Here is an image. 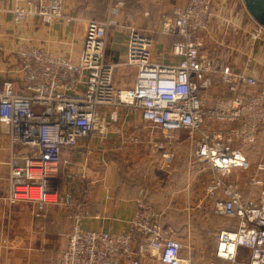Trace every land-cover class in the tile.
I'll list each match as a JSON object with an SVG mask.
<instances>
[{
  "label": "built area",
  "instance_id": "2783aa9c",
  "mask_svg": "<svg viewBox=\"0 0 264 264\" xmlns=\"http://www.w3.org/2000/svg\"><path fill=\"white\" fill-rule=\"evenodd\" d=\"M8 1L14 24L27 19L45 24L77 21L68 11V2L75 0ZM123 2L117 0L106 19L85 20L75 57L53 54L43 44L25 40L15 46L17 67L10 78H0V131L8 151L0 160L7 171L4 200L33 203L39 217L46 206L54 205L71 221L66 245L51 264H140L146 255L162 264H192L181 253L182 242L163 233L152 205L143 200L125 233L81 226L89 217L94 183L87 169L92 150L86 144L80 161L67 166L64 153L79 140L106 132L115 118L106 111L126 107L159 130L162 139L153 147L166 163L171 159L167 143L175 131H184L193 142L192 160L214 173L205 192L213 199L214 213L234 222L217 232L215 256L264 264V195L259 200L246 197L226 178L232 170L247 167L243 148L264 125V68L263 76H253L228 63V48L218 57L203 52L202 33L214 0H187L162 22L160 32L174 37L173 61L156 60L153 38L130 29L120 62H110L105 57L106 34ZM117 65L127 70L120 83L130 76L125 86L115 84ZM215 87L224 95L212 96ZM256 169L264 171V162ZM138 235L143 239L134 249Z\"/></svg>",
  "mask_w": 264,
  "mask_h": 264
},
{
  "label": "crops",
  "instance_id": "0c3cea01",
  "mask_svg": "<svg viewBox=\"0 0 264 264\" xmlns=\"http://www.w3.org/2000/svg\"><path fill=\"white\" fill-rule=\"evenodd\" d=\"M186 1L187 0H161L163 6H165L169 12L165 17L167 18L170 16L174 8H183ZM213 5L218 8L221 6V3L214 0ZM10 6V1L0 0V31L3 33L8 32L9 21L12 22L11 13L8 11ZM214 21L215 20L211 19L207 30L202 33L204 39L203 52L218 57L220 51L224 47L228 48V63L230 65L234 68L245 70L250 75L263 76L264 44H262V41H264V38L254 39V41L248 45L246 38L243 39L240 36L236 37L237 35H229L227 38L229 43L227 40L223 39L226 41L223 44V48L214 47L212 44L216 37L212 29L215 25ZM217 25L222 26V23L219 22ZM172 38L174 39V37ZM253 42H255V45L250 46ZM79 48L77 49L76 54L78 53ZM220 48L222 49L219 51L218 49ZM158 50L159 47L156 46L154 49V54H157L155 56L156 60H174L171 53L163 55ZM122 51L125 52V46ZM76 54L71 55L75 57ZM215 88L222 93L214 92L211 94L212 96L224 95V92L220 88ZM110 114L115 116V118L110 121L111 124L106 132L102 134L97 133L95 136L93 135L89 138L79 140L78 145L73 150L64 153V159L68 161L65 162L67 166V164L72 165L75 162L80 161L84 156L86 144H88L92 150L87 169L88 175L94 180V183L89 201V217L82 221V228L104 230L113 234L125 233L128 231L129 220L133 217L138 208V203L141 200H143V202H151V204L152 201L155 203L157 202L158 219L160 222L162 214L164 216L167 214L168 198L171 200L174 196L179 197L182 195L183 200L181 205L176 204L175 207V212L181 216L180 221L178 220L180 233L177 234V239L183 244L181 253L183 256L190 258L192 264H195L194 257L199 254V249L203 253H210L206 255L211 256V250L215 253V237L220 228L216 227L218 225L217 221L213 226L207 225L204 228H200L198 222L195 221L200 205H202L203 209H206L205 212L213 210V199L211 200V203L205 201V198L200 201L199 195L194 191L195 184L193 183V180L196 176L193 174V168L197 163H195L190 157V153L193 150V142L188 137H185L186 134L184 131H175L173 139H171L166 146V150L169 151L171 155L169 163H166L161 156L160 151L153 149L155 151L154 157L149 161H146L145 159L147 162L145 163V168H141V170L136 168L135 159L132 156H130V158L133 160V167L132 165H129L130 168H127V166L124 165L125 168H121L120 163L117 162H120L124 156V150H131L132 148L130 147H135L139 144L143 147H146L147 144L151 145V143L154 142V136L149 133L150 131L148 128L150 127L142 124L143 120L139 114H132L128 110L121 109H117L115 113H112L111 110L106 111V116H109ZM116 120L118 122L122 121L124 124L122 122L121 124H116ZM156 133L162 138L158 131ZM157 134L155 136H157ZM113 158H117V161H114ZM130 170L134 171L135 175H133ZM156 170L164 171L165 176L157 178L156 176L151 175V173ZM186 172H190V176L187 177L188 181L183 184L181 176ZM177 185L179 187H177ZM177 188H181V192ZM5 194V192L4 194L3 192L0 193V264H38L40 261L38 256V244H42L44 239L37 237V231L40 229L49 230V228L55 229L58 226L60 227L59 223L61 221L58 217H55L59 216L57 215L59 214L57 213V210L55 211V208L57 207L54 205L46 206L42 212V217L37 216V209L35 207L33 216L36 219L44 218L42 221H36L37 224L35 222L34 227L32 224L33 217L31 220L30 216L29 222L23 218H20L17 221L10 220V222H8L6 220L5 209L6 205L11 204L6 203L4 200ZM149 195L151 197L155 196L154 199L150 201ZM204 201L206 203H204ZM21 203L28 204V202H19L16 204ZM62 214L65 219L62 222L64 227L62 232H64L57 233L49 230L50 235L57 242L56 246H62L59 255L55 260H51V263L59 259L61 255L60 252H62L66 245L67 236L72 225L68 217L63 212H61V215ZM44 221L45 223L43 226ZM231 223L233 224L234 222L229 220L228 225ZM49 224L50 226L48 227ZM214 229L216 230L214 231ZM6 231H9L11 236H14L12 241L8 239ZM61 235H64L65 239H60L59 236ZM56 236L58 237L56 238ZM142 239V235L136 237L133 242L134 249L142 242ZM4 240L5 242H10V245H6ZM46 241L48 242V239ZM44 260L47 262L48 258H45ZM207 260L209 261L208 263L212 262L214 264L216 259L214 256L213 260L211 257H208ZM235 263L237 262H234V264ZM140 264L162 263L158 259L146 255L141 256Z\"/></svg>",
  "mask_w": 264,
  "mask_h": 264
},
{
  "label": "rangeland",
  "instance_id": "374dc122",
  "mask_svg": "<svg viewBox=\"0 0 264 264\" xmlns=\"http://www.w3.org/2000/svg\"><path fill=\"white\" fill-rule=\"evenodd\" d=\"M221 3V6L218 8L212 5V14L211 19L215 20V25L212 27L214 35V47H222L223 44L227 40L228 36L242 37L246 38L247 44L249 45L254 39L264 38V29H259L258 23L252 18V16L246 10L242 0H216ZM117 3V0H75L70 1L68 3L69 12L77 17V21L75 22H63L56 21L50 24L41 23L38 20L27 19L21 24H14L11 21L9 24L8 32L3 33L0 31V78H10L13 74L11 71L17 67L16 58H13V50L15 46L19 45L23 40L29 41L32 44H43L46 46L53 54H61V53H70L72 55L76 54L77 49L80 46V41L84 32L85 20L86 19H98L103 20L106 19L108 15V11L110 7ZM214 4V2H213ZM214 7V8H213ZM169 12L166 7L163 6L161 0H124L123 4L117 7V10L111 16V22L107 30L106 34V48H105V57L106 60L118 63L121 60L124 52L122 51L125 46V41L127 38V34L130 29H134L135 31L150 36L153 38V48L152 53L154 58L157 54H154V49L156 46L159 47V52L161 54L168 55L170 53V45L172 41V37L169 35H165L160 32L162 22L165 20V16H167ZM214 14V15H213ZM210 19V20H211ZM210 22V21H209ZM222 23L221 25H217V23ZM227 25V26H226ZM209 26V24H208ZM224 39V40H223ZM259 41V40H257ZM260 42V41H259ZM229 43V42H228ZM227 43V44H228ZM264 44V41H262ZM255 42L250 46H254ZM212 46V45H211ZM218 49L219 51L222 49ZM225 48V47H224ZM66 51V52H65ZM123 52V54H122ZM157 52V51H156ZM15 55V54H14ZM220 55V54H219ZM115 72V84L117 86H125L128 84L130 80V76L126 77L122 83H120V75L127 70L122 65H117L114 69ZM218 92L222 93L218 89L214 88L210 91V94ZM121 110H128L132 114L134 113L126 107L119 108ZM122 122V121H121ZM116 120V124H121ZM123 123V122H122ZM124 124V123H123ZM142 124L148 125L147 122H142ZM0 125V130H1ZM150 127V126H149ZM149 133L154 136V142L162 139L156 132L159 130L155 128H148ZM160 133V132H159ZM157 134V136H155ZM186 134V133H185ZM160 137V138H159ZM185 137H188L187 134ZM159 138V139H158ZM131 150H124V156L120 160V167L123 168L124 165L127 168H130L129 165L133 167V160L130 158L132 156L135 159V167L140 169L145 168L146 161L151 160L154 157V147L153 143L147 144L146 147H143L141 144L136 145L135 147H130ZM154 149V150H153ZM133 153H132V152ZM135 154V155H132ZM243 154L247 160V167L243 169H235L232 170L227 176V179L233 180L240 191L244 194V196L259 200L264 195V171H257L256 165L258 162H264V126H262L258 133L256 134L254 140L247 146L243 148ZM8 151L5 145V139L3 138L0 131V160L3 161L7 158ZM114 161H117V158H113ZM140 159V160H139ZM146 159V161H145ZM141 163V164H140ZM198 165V166H197ZM193 168V174L196 176L193 180L194 191L200 197V201L204 200L211 203V197L207 196L205 192V185L213 178L214 173L207 168L206 166L197 163ZM125 168V167H124ZM126 168V170H127ZM128 171V170H127ZM130 172L135 175V172L130 170ZM195 172V173H194ZM6 167L3 164H0V193H6L7 189V180H6ZM146 174V173H145ZM144 174V175H145ZM151 175L156 176L157 178H161L165 176V172L161 170H156L151 173ZM190 176V172L184 173L181 177L183 184L188 181ZM257 179L261 181L259 184H254V180ZM177 187H179L177 185ZM182 187V186H180ZM185 188V187H183ZM181 192V188H177ZM155 192V191H153ZM156 193V192H155ZM185 196V195H184ZM155 196H150V201L154 199ZM158 198V196L156 195ZM156 199V198H155ZM185 199V198H184ZM182 195L179 197H173L171 200L168 198L167 200V214L164 216L162 214L161 221L158 219V209L157 202L152 201V205L155 212V220L159 223L163 233L166 236H171L174 238L178 237V233H180L178 220L180 221V214L175 212L176 204L181 205L182 203ZM204 201V203H206ZM19 203V202H17ZM35 205L33 203L28 202V204H16L6 205V217L7 221L10 220H18L20 218L25 219L29 222V216L32 220V224L34 227V223L38 220L34 215ZM56 207V206H55ZM54 207V208H55ZM23 208V209H22ZM57 210V215L59 220L60 227L58 226L55 229H50L52 232L63 233V214L61 215L60 210ZM206 209L202 208L200 205L199 212L195 218V221L198 222L200 228H204L207 225H214L217 221L220 229L228 225L229 219L217 215L213 210L209 212H205ZM32 212V213H31ZM56 213V212H55ZM56 218V219H58ZM67 220V219H66ZM40 221V222H41ZM212 221V222H210ZM36 222V224H37ZM45 221L43 222L44 226ZM6 225V224H5ZM50 224L48 225V227ZM219 229V230H220ZM49 230H38L39 238L44 239L42 244H38L39 250V262L38 264H51V260H55L59 255V251L62 246H56L57 242L50 235ZM61 230V231H60ZM216 229H214L215 231ZM218 230V231H219ZM8 239L10 241L13 240L14 236H11L9 231H6ZM49 237V238H47ZM58 236H56L57 238ZM60 239H65L64 235L59 236ZM48 239V242L46 241ZM45 242V243H44ZM185 250V248H184ZM183 250V251H184ZM61 253V252H60ZM194 258L195 264H208V258H206V253H203L200 249ZM48 258L46 262L44 259ZM233 263V262H232ZM230 261H223L220 258L216 257L214 264H232ZM238 263V262H237ZM235 263V264H237Z\"/></svg>",
  "mask_w": 264,
  "mask_h": 264
},
{
  "label": "water",
  "instance_id": "95a60500",
  "mask_svg": "<svg viewBox=\"0 0 264 264\" xmlns=\"http://www.w3.org/2000/svg\"><path fill=\"white\" fill-rule=\"evenodd\" d=\"M252 18L264 27V0H242Z\"/></svg>",
  "mask_w": 264,
  "mask_h": 264
},
{
  "label": "trees",
  "instance_id": "16d2710c",
  "mask_svg": "<svg viewBox=\"0 0 264 264\" xmlns=\"http://www.w3.org/2000/svg\"><path fill=\"white\" fill-rule=\"evenodd\" d=\"M261 128V127H260ZM259 128V129H260ZM259 131V130H258ZM261 162H263V161H261ZM257 171H259V170H257ZM230 221H232V220H230ZM233 222V221H232ZM232 226V223L231 224H229V225H226L225 227H231ZM215 240H216V237H215ZM215 245H216V241H215ZM206 254H210V253H206ZM215 256V254H214V251L212 252V250H211V256H209V255H206L205 257L206 258H208V257H211V259L213 260V257ZM215 259H216V256H215ZM222 260V259H221ZM223 261H227V260H223ZM232 263V262H231ZM232 264H234V263H232ZM237 264H239V263H237Z\"/></svg>",
  "mask_w": 264,
  "mask_h": 264
}]
</instances>
